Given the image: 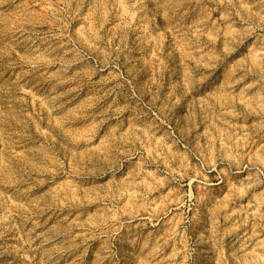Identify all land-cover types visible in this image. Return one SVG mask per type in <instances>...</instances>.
I'll list each match as a JSON object with an SVG mask.
<instances>
[{"label":"rangeland","instance_id":"rangeland-1","mask_svg":"<svg viewBox=\"0 0 264 264\" xmlns=\"http://www.w3.org/2000/svg\"><path fill=\"white\" fill-rule=\"evenodd\" d=\"M0 264H264V0H0Z\"/></svg>","mask_w":264,"mask_h":264}]
</instances>
